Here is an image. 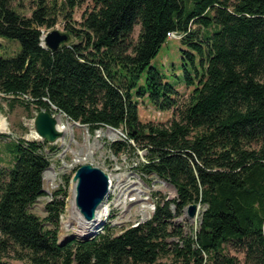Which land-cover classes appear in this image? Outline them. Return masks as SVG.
Wrapping results in <instances>:
<instances>
[{
  "label": "trees",
  "instance_id": "trees-1",
  "mask_svg": "<svg viewBox=\"0 0 264 264\" xmlns=\"http://www.w3.org/2000/svg\"><path fill=\"white\" fill-rule=\"evenodd\" d=\"M84 1L69 0L72 8ZM90 2L80 42L53 51L40 29L43 6L24 17L0 0V38L20 43L15 56H0V95L28 96L48 112L54 105L91 131L121 129L127 139L112 145L115 152L145 150L140 169L172 184L177 197L156 200L149 220L118 235L108 225L61 243L29 211L50 165L44 145L9 142V165L0 163V264H264V0ZM169 32L182 34L190 46L183 58H199L203 68L184 103L152 64ZM142 96L171 119L142 122ZM191 203L206 209L187 235L174 219ZM64 207L50 201L46 220L58 226ZM174 236L180 240L169 242Z\"/></svg>",
  "mask_w": 264,
  "mask_h": 264
},
{
  "label": "rangeland",
  "instance_id": "rangeland-1",
  "mask_svg": "<svg viewBox=\"0 0 264 264\" xmlns=\"http://www.w3.org/2000/svg\"><path fill=\"white\" fill-rule=\"evenodd\" d=\"M12 6L21 16L31 17L33 12L43 6L46 25L41 27L43 41L45 36L53 31L59 30L69 34L68 41L80 42L78 34L82 33L83 16L92 5L90 0L80 2L74 8L70 6L69 0H10ZM190 6L193 5V1ZM69 14L72 17H69ZM50 23H53L50 26ZM199 35L205 33L204 27L193 26ZM140 25H136L133 36L137 39ZM45 45V44H44ZM190 51V46L181 39H168L160 48L152 64L162 73L165 81L171 83L180 92L182 102H186L190 92L198 85L203 74V68L199 58L192 64L185 56L184 51ZM20 51V43L17 40L0 38V56L13 57ZM147 70L143 73L141 83L145 82ZM189 78L193 83H188ZM40 111L38 106L28 96L14 98L13 95H0V126L4 121L5 129L0 128V163L9 165L11 153L8 149L9 142L38 141L44 145L43 154L50 160L43 177V194L32 204L29 211L43 222L47 230H57L59 241L65 242L69 239H87L96 236L105 230L109 225L111 232L118 235L124 229L135 226L149 220L155 211V202L161 198L173 199L177 197L175 187L156 175H147L140 169V160H146V151L138 149V154L132 150L116 153L114 143L126 140V132L121 131L118 138L110 139L108 130L110 126L102 127L91 131L88 126L79 122L76 125L65 113L58 110L54 105L51 112L57 119L61 117L64 122L75 124L68 129L56 142L50 143L40 137L35 128V117ZM139 116L142 122L165 123L172 117V111L156 109L147 96L139 98ZM101 132V133H99ZM99 135L100 137H97ZM89 141V142H88ZM134 145L135 142L132 141ZM93 146L94 154L88 155ZM89 156V157H88ZM87 157V159H86ZM78 158L84 159L78 162ZM92 163L107 172L113 181L110 182V192L103 203V208L108 209V215L100 225L95 234L88 237H81L73 230L65 231L64 223L67 220L68 208L72 199L73 175L80 164ZM136 189V190H133ZM63 190V193H59ZM140 191V192H139ZM63 200L65 207L60 214L58 226L46 218L49 215L47 204L52 200ZM204 206L198 203V214L190 219L187 209L184 213L175 218L174 222L182 226L184 233L194 235L200 227L201 214ZM179 237L169 238V242L179 241ZM231 254L237 255L240 260L244 254L231 250ZM168 258H161L159 262H169ZM12 264H22L18 260L11 259Z\"/></svg>",
  "mask_w": 264,
  "mask_h": 264
},
{
  "label": "water",
  "instance_id": "water-1",
  "mask_svg": "<svg viewBox=\"0 0 264 264\" xmlns=\"http://www.w3.org/2000/svg\"><path fill=\"white\" fill-rule=\"evenodd\" d=\"M69 34L53 30L44 39V44L51 50H57L67 42ZM77 123V122H76ZM37 134L47 142L53 143L63 136L57 129V119L46 110H40L35 117ZM75 183V202L80 213L87 220H92L110 192V177L107 172L92 163L80 164L72 178ZM187 215L195 218L198 204L187 206Z\"/></svg>",
  "mask_w": 264,
  "mask_h": 264
},
{
  "label": "bare ground",
  "instance_id": "bare-ground-1",
  "mask_svg": "<svg viewBox=\"0 0 264 264\" xmlns=\"http://www.w3.org/2000/svg\"><path fill=\"white\" fill-rule=\"evenodd\" d=\"M75 124L77 125L78 123H75ZM75 124H70L69 122H64L61 117H58V119H57V129L59 131H61L63 135L66 134L68 129H72V127ZM5 127H6V124L4 121H2L0 128L5 129ZM99 133H101V132H99ZM108 134L110 136V139H114V138H118L121 135V132L115 128H111L108 130ZM62 137L59 138L60 141H63V139H61ZM97 137H100V136L97 135ZM90 148H91V151H89L88 155L91 157L94 154V152H93L94 147L91 146ZM86 159H87V157H86ZM83 160L84 159L81 160V158H78L77 161L81 162ZM110 179L112 182L113 181L112 177H110ZM133 190H136V189H133ZM107 215H108V209L103 208V204H102V206L98 209L96 216L92 220L85 219L84 216L80 213L79 209L76 206L75 183H73L72 199L70 201L69 208H68L67 220L65 221L64 226H63V229L65 231L73 230L74 232L78 233V235L81 237L91 236V235L96 233V231L100 225H103V223L105 222V220L107 218Z\"/></svg>",
  "mask_w": 264,
  "mask_h": 264
},
{
  "label": "built area",
  "instance_id": "built-area-1",
  "mask_svg": "<svg viewBox=\"0 0 264 264\" xmlns=\"http://www.w3.org/2000/svg\"><path fill=\"white\" fill-rule=\"evenodd\" d=\"M168 38H170V39H172V38H174V39H181L182 38V34L181 33H178V32H169L168 33ZM205 208L206 207H204V209ZM200 219H202V214H201Z\"/></svg>",
  "mask_w": 264,
  "mask_h": 264
}]
</instances>
